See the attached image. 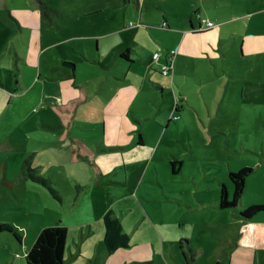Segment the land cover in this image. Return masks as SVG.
I'll return each mask as SVG.
<instances>
[{
    "label": "rangeland",
    "instance_id": "374dc122",
    "mask_svg": "<svg viewBox=\"0 0 264 264\" xmlns=\"http://www.w3.org/2000/svg\"><path fill=\"white\" fill-rule=\"evenodd\" d=\"M145 1L141 13L137 0H0V224L12 228L0 232V264L11 248L23 256L38 228L59 223L70 264H249V256L264 264V208L244 215L264 206V58L224 57L217 39L210 70L197 61L195 72L192 62L172 86L146 62L172 50L163 6L184 12L207 2L210 12L214 1H238ZM126 45L137 59L129 70L104 58ZM118 75L127 78L110 104L118 115H95L97 98L86 93L113 94ZM150 76L168 87L152 89ZM139 108L157 113L144 120ZM243 167L253 171L242 198L221 207L224 184L233 199L230 172ZM109 210L129 242L106 254L99 241Z\"/></svg>",
    "mask_w": 264,
    "mask_h": 264
},
{
    "label": "crops",
    "instance_id": "0c3cea01",
    "mask_svg": "<svg viewBox=\"0 0 264 264\" xmlns=\"http://www.w3.org/2000/svg\"><path fill=\"white\" fill-rule=\"evenodd\" d=\"M161 1V0H159ZM238 3L229 6H225L222 4H218L217 1H214V4L210 6L211 11L209 12L207 10V2L203 3L202 5H191L190 7L186 6L184 12H180L177 9L176 4L173 5H165L163 6V18L164 21L162 25L166 22L167 25L165 28H167L169 34L168 37L171 41V48L177 50V54L175 57L174 62V73L173 77H171V85L175 86L176 82H178V77L186 76L191 73V63H194V68L196 69L195 72H199L200 65L197 64V61H200L205 63V68L207 71L210 70V65L208 63L209 59H214L213 56H218V53H215L212 49L215 46V50H219L217 47V39L220 41L221 49L224 52V57H232L234 59H240L241 62H245L246 59L253 58L257 60H261L264 58V0H244V2H241L242 0H237ZM156 0H151L149 4L152 6L154 5ZM143 3H146L145 0H137L136 8L141 9ZM159 3V2H158ZM157 3V4H158ZM201 8H203V12L208 14L207 18H204L207 21H213L215 23L214 27L208 28L206 26V23L201 21V16L199 15L198 11L200 12ZM193 12H196V16H193ZM195 14V13H194ZM126 15L124 18V22L126 21ZM142 17V16H141ZM190 19V21H189ZM203 19V18H202ZM107 24H109L110 19H107ZM190 22V23H189ZM106 24V22H105ZM190 24V25H189ZM141 26V25H140ZM164 26V25H163ZM123 30L127 31V26L124 28L117 29L116 31H120V33H123ZM110 33V32H109ZM109 33H102L97 38V42H99L102 37L103 41L106 40V35ZM139 33V32H137ZM213 34V37L208 38V34ZM137 35V34H136ZM235 44V48L240 51L239 52L232 48V45ZM117 47V46H116ZM114 47L115 49L112 51L113 54L111 55L115 59L113 60L110 56V54H105L106 56L104 58H107L109 63L113 64L116 61H121L125 64H127V69L129 70L131 68V64L135 63L137 61L136 59V52L130 47V45L126 46H120V47ZM231 49V50H230ZM100 51V49L98 50ZM157 52H154V54ZM168 51L165 53H159V58L157 60L154 59V54H152V58L147 60V66L148 71H150L151 74L153 73H160V75H164L160 69V65L165 63ZM238 57V58H237ZM212 59V60H213ZM220 59V57L218 58ZM217 59V60H218ZM102 60V56L101 59ZM152 63L159 66V68L156 66L153 68L151 65ZM264 66L263 62L261 61V66ZM155 66V65H154ZM159 71H158V70ZM127 70V71H128ZM146 72L149 73V72ZM126 74V73H125ZM135 75H137L135 73ZM169 75H166V77ZM243 78L244 74L236 76V78ZM152 82L150 83L152 85V89L157 90L158 88H161L162 91H164L165 87L169 85L165 82L158 81L155 77L150 76ZM127 80V78L121 77L118 75L116 77L114 86L119 87V91L115 90V92L112 94V90H108L104 88L101 92V95L97 96L95 90L89 89V92H93V94H87L88 98L96 97L99 104V107L95 110V115H104L105 118H108V114H117L116 110H114L110 104L112 101L117 100L120 95V89L122 87V84L120 82H123ZM202 81V88H204V79H201ZM126 84V83H124ZM150 84H147L144 80V85L148 86V89L152 90L149 86ZM143 84H141V87ZM154 85V87H153ZM184 85V84H183ZM142 88H138V91ZM97 90V89H96ZM58 92V91H57ZM65 92V90H64ZM64 92L63 98H64ZM141 90L139 91L138 95L140 94ZM81 91L77 88L76 90H69L66 91V96L74 99L76 96H79ZM138 97V96H137ZM159 101V100H158ZM150 103L152 100L149 101ZM160 102V101H159ZM137 113L140 114L138 117L144 118V120L149 119L150 115H156L157 112L150 113L147 109L139 108L136 109ZM98 112V113H97ZM136 114V113H133ZM170 114V110L167 109L166 115ZM171 116V115H170ZM161 124L158 123V129L160 130ZM140 138H143L142 135H140ZM139 145L140 143L137 142ZM139 146L137 145V148ZM136 148V149H137ZM123 166V164H122ZM61 224V223H60ZM47 226H42L37 229V232L35 234L34 239H31L29 241V247L26 244L25 252L23 253V256H14L15 248L10 249L11 255L8 256L7 259H4V264H26V255L34 242L36 241V238L38 237L40 231ZM68 228V227H67ZM91 231V230H90ZM104 233L105 229H103V236L101 240L99 241V249H103L106 254H110L107 252L105 245H104ZM27 237V236H26ZM20 243H25V236L20 235ZM18 257L19 259L15 258ZM67 254H66V264H70L71 262L67 261ZM69 258V257H68ZM249 264H256V260L254 257L251 259ZM88 262H85L84 264H87ZM102 264H122V261L114 260L111 262L109 259H105Z\"/></svg>",
    "mask_w": 264,
    "mask_h": 264
},
{
    "label": "trees",
    "instance_id": "16d2710c",
    "mask_svg": "<svg viewBox=\"0 0 264 264\" xmlns=\"http://www.w3.org/2000/svg\"><path fill=\"white\" fill-rule=\"evenodd\" d=\"M44 5L47 7L45 3ZM176 163L181 164L180 161L172 160L173 165ZM252 171V167H243L239 171L230 172L229 177L234 187L233 199L229 201L228 189L224 184L220 199L221 207H233L239 203L244 193L247 177ZM174 172H176L175 168ZM263 208V205L249 206L244 215L248 216V218L252 217L256 211ZM103 221L105 227L103 241L107 252L111 253L121 247H126L129 242V236L123 232L122 224L119 218L114 215L112 210L105 213ZM3 230H12L11 225L0 224V232ZM67 240V226L59 223L53 226L44 227L26 255L27 264H66Z\"/></svg>",
    "mask_w": 264,
    "mask_h": 264
},
{
    "label": "built area",
    "instance_id": "2783aa9c",
    "mask_svg": "<svg viewBox=\"0 0 264 264\" xmlns=\"http://www.w3.org/2000/svg\"><path fill=\"white\" fill-rule=\"evenodd\" d=\"M200 20L203 21V22H205L206 23V26L208 28H211V27H214L215 26V23L213 21H207V20L202 19V18H200ZM131 25H133V24L131 23ZM163 25L166 26L167 23L165 22ZM176 54H177V50L176 49H172L168 53L165 63L162 64V66H161V71H162V73L164 75H169V76L173 77V73H174V62H175ZM158 58H159V53H155L154 54V59L157 60Z\"/></svg>",
    "mask_w": 264,
    "mask_h": 264
}]
</instances>
